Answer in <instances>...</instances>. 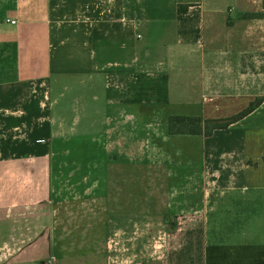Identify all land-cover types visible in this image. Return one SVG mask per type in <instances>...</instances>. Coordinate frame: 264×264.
<instances>
[{"label":"crops","instance_id":"crops-1","mask_svg":"<svg viewBox=\"0 0 264 264\" xmlns=\"http://www.w3.org/2000/svg\"><path fill=\"white\" fill-rule=\"evenodd\" d=\"M249 13L264 0H0L10 126L49 140L38 156L66 160L83 221L100 225L81 264H264V15ZM258 100L210 136L168 131L171 115ZM50 208L19 216L0 264H79Z\"/></svg>","mask_w":264,"mask_h":264},{"label":"rangeland","instance_id":"rangeland-1","mask_svg":"<svg viewBox=\"0 0 264 264\" xmlns=\"http://www.w3.org/2000/svg\"><path fill=\"white\" fill-rule=\"evenodd\" d=\"M19 113L18 96L1 92L0 245H2V237L4 235L20 230L19 216H34L36 209L37 212L42 210V214L49 216L52 210L51 206L54 209H58L60 216L58 225L59 247L71 245L70 240H68L67 244L66 234L73 230L74 239L72 241H74L76 250V254L73 256L74 261L79 264L84 261L89 262L91 258L96 256L78 253L84 252V248L94 246L98 242L97 238L90 237V233H92V229L94 230L93 232H98L100 225L83 221V215L88 209L87 206L84 207L83 205V197L79 188L73 190L72 187L69 189L67 186L66 160L51 158L50 155L43 158L38 156L42 151L50 152L51 144L48 143L49 140L46 138L33 140L34 137L27 135L26 132L20 133V128L17 126H10L11 124H18ZM57 166H59V174L55 170ZM41 201L43 202V207H38ZM4 212L11 216H16L14 217L15 219H12L14 220L13 222L7 223L5 226L2 223ZM71 217L73 218L70 219ZM29 222L28 220L27 223ZM48 227L46 225L45 230ZM27 230L29 229L27 228ZM10 240L13 245H17L19 242L12 237Z\"/></svg>","mask_w":264,"mask_h":264},{"label":"trees","instance_id":"trees-1","mask_svg":"<svg viewBox=\"0 0 264 264\" xmlns=\"http://www.w3.org/2000/svg\"><path fill=\"white\" fill-rule=\"evenodd\" d=\"M119 9L120 0H117ZM187 6H179V11L183 12ZM264 13H249L246 17L262 16ZM260 102L251 105L240 113L226 118H204L201 116L190 115H171L168 119V131L171 134H201L210 136L216 129L228 128L232 123L250 113Z\"/></svg>","mask_w":264,"mask_h":264}]
</instances>
